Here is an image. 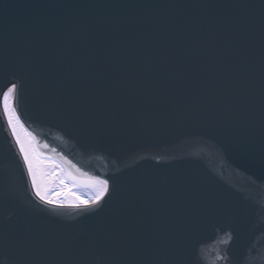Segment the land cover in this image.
<instances>
[{"label":"water","instance_id":"obj_1","mask_svg":"<svg viewBox=\"0 0 264 264\" xmlns=\"http://www.w3.org/2000/svg\"><path fill=\"white\" fill-rule=\"evenodd\" d=\"M13 84L39 147L108 193L37 207L0 116L4 264H264V0H0Z\"/></svg>","mask_w":264,"mask_h":264},{"label":"bare ground","instance_id":"obj_2","mask_svg":"<svg viewBox=\"0 0 264 264\" xmlns=\"http://www.w3.org/2000/svg\"><path fill=\"white\" fill-rule=\"evenodd\" d=\"M3 97H4V95L1 97V100H0V116H1L4 128H5V131L9 137V140H10V142H11V144L15 150V153H16L18 160L21 164V167H22V169L25 173V176L28 180V183L31 187V191H32L36 206L41 208L42 210L50 211V212H83L82 211L83 206H84L83 204L81 205V208L74 207L73 205L80 204L81 202H85L86 204H89V205L92 204V198L94 197V193L91 189H89L86 186H84L83 184L79 183L75 179V177L70 173V171L66 168V166L58 160H57V162L62 166V168L64 170V172H63L64 175L61 178V180H59V187H60L62 193L60 195H58L56 198L50 199V200H52V204L44 203L36 195V189L33 187V183H32V175L29 174L28 167L24 163L23 156L21 155V153L19 151V147L16 144L15 138L12 136L11 131L8 128L7 120H6V117L4 116V113H3V102H4ZM9 103L11 106L16 108L17 114L20 116L21 123L23 124V129H18V131L21 134V139L25 140L24 135L27 137V136H29L28 134L30 132H29V129H28V126L26 123V119L24 116V112L22 109L20 98H19V95L17 92L10 99ZM29 137L33 141V144L36 146L38 153L39 154L45 153L39 147L37 142L32 139L33 137L31 134ZM46 155H49V154H46ZM37 176H38V174H37ZM35 177H36V174H35ZM44 193L47 194L49 192L46 191ZM60 205H63V206H60ZM85 213H87V212H85ZM48 226H50V225H48Z\"/></svg>","mask_w":264,"mask_h":264},{"label":"snow or ice","instance_id":"obj_3","mask_svg":"<svg viewBox=\"0 0 264 264\" xmlns=\"http://www.w3.org/2000/svg\"><path fill=\"white\" fill-rule=\"evenodd\" d=\"M17 92V85L13 84L12 87L4 93L3 97V113L7 120L8 128L11 131L12 136L15 138L16 144L19 147V151L23 156L24 163L28 167L29 174L32 175L33 187L36 189V195L41 201L46 204H52V200L47 199L46 196L41 192L39 185L36 182L35 173L33 171V162L30 155V148L26 146L25 140L21 139V134L18 129H23V124L21 123L20 116L17 114L16 108L11 106L9 101L13 95ZM30 136V133L28 134ZM35 139L34 137L32 138ZM89 183L95 191V195L92 198V204H86L81 202L80 204L73 205L74 207L81 208L83 204V212L92 211L94 208L100 206V202L104 200L106 194L108 193V182L103 179L89 178ZM63 206V205H60Z\"/></svg>","mask_w":264,"mask_h":264},{"label":"rangeland","instance_id":"obj_4","mask_svg":"<svg viewBox=\"0 0 264 264\" xmlns=\"http://www.w3.org/2000/svg\"><path fill=\"white\" fill-rule=\"evenodd\" d=\"M26 146L30 148L33 162V171L36 174V182L47 199H54L62 193L59 180L63 177V168L56 159L51 158L48 153L39 154L36 146L29 136H25ZM38 174V176H37ZM55 186V187H54ZM53 189V190H52ZM48 191L49 193H44Z\"/></svg>","mask_w":264,"mask_h":264},{"label":"clouds","instance_id":"obj_5","mask_svg":"<svg viewBox=\"0 0 264 264\" xmlns=\"http://www.w3.org/2000/svg\"><path fill=\"white\" fill-rule=\"evenodd\" d=\"M0 264H4V261L0 260Z\"/></svg>","mask_w":264,"mask_h":264}]
</instances>
